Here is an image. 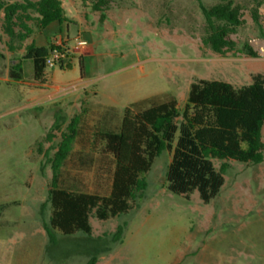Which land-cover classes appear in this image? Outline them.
Listing matches in <instances>:
<instances>
[{
	"label": "rangeland",
	"instance_id": "374dc122",
	"mask_svg": "<svg viewBox=\"0 0 264 264\" xmlns=\"http://www.w3.org/2000/svg\"><path fill=\"white\" fill-rule=\"evenodd\" d=\"M63 1L72 21L77 18L74 35L88 46L71 55L69 66L46 67L47 82L62 89L49 105L9 117L4 113L29 102L37 90L8 78L13 58L19 57L6 46L0 11V48L6 55L0 59V264H85L92 256L98 264H264V163L229 162L220 192L204 202L197 191L183 195L168 189L173 151H165L144 175L149 186L139 208L106 221L91 217V236L58 230L50 235L45 228L52 212V170L45 154L51 156L60 141L55 124L62 121L65 128L83 108L89 110L86 133L74 146L78 151L103 108L122 115L135 102L171 95L182 113L193 81L250 85L252 75H264V6L258 26L251 0H232L243 8L244 24L230 38L238 50L245 43L256 50V57H248L237 51L221 56L202 43L205 18L199 4L221 0H116L103 19L89 4ZM35 45L51 53L44 37ZM24 67L30 82L32 62ZM50 133L55 137L39 152L38 141ZM213 163L219 170L221 163ZM75 175L88 191L99 189L97 172ZM123 224L122 241L115 242L113 234Z\"/></svg>",
	"mask_w": 264,
	"mask_h": 264
},
{
	"label": "trees",
	"instance_id": "16d2710c",
	"mask_svg": "<svg viewBox=\"0 0 264 264\" xmlns=\"http://www.w3.org/2000/svg\"><path fill=\"white\" fill-rule=\"evenodd\" d=\"M94 12L105 10L116 0H79ZM251 15L260 25L259 9L264 0H251ZM205 18L202 43L215 54L239 52L256 57L249 43L237 49L230 38L244 24L242 7L232 0L206 6L200 2ZM4 12L2 33L8 37L10 53L19 51L33 33L68 21L61 0H0ZM22 60L31 61L34 80L46 84L47 48L34 42L23 46ZM53 46H50V50ZM5 56L0 50V59ZM69 66V64L67 65ZM64 67V66H61ZM20 64L13 68L10 78L23 79ZM89 110L83 108L65 128L62 121L55 124L60 141L47 161L52 179L48 202L52 208L46 231L58 230L64 235L84 233L91 236V217L106 221L139 208L146 197L149 183L145 174L151 171L155 159L165 151H173L166 178L168 189L175 194L188 195L197 191L204 202L213 199L225 183L229 162L264 163V75H252L248 86L218 80L193 81L188 90L182 113L177 99L171 95L154 96L131 104L122 115L111 107L103 108L93 128L78 151L74 146L86 132L83 127ZM181 117V123L178 120ZM54 134L38 141V151L51 142ZM176 141V143H175ZM219 161L217 170L213 163ZM97 172L99 189L88 191L82 172ZM104 182V184H103ZM126 224L113 234L115 242L122 241ZM92 256L85 264H98Z\"/></svg>",
	"mask_w": 264,
	"mask_h": 264
},
{
	"label": "crops",
	"instance_id": "0c3cea01",
	"mask_svg": "<svg viewBox=\"0 0 264 264\" xmlns=\"http://www.w3.org/2000/svg\"><path fill=\"white\" fill-rule=\"evenodd\" d=\"M61 1L63 4V8L66 12V16L68 18V21L63 23L62 25H52V26L44 29L43 31L38 32L37 37L31 39V41L28 43L25 41L26 43L24 44V46L30 44L31 42H34V44H35L37 41H39L41 39V37H44V42L48 44L49 48H50V46H53L57 41H62L63 43H68L69 45H71V42L73 41V39L78 37V35H76V36L74 35L75 29L72 27L73 24H75L77 22V18L75 17L76 19H74V21H72V17H69L67 14V12L70 13V10H68L66 8L65 2L63 0H61ZM0 50L3 53L2 48H0ZM90 52L92 53V50H90ZM10 54L11 55L17 54L19 57V58H13V63L11 65V68L8 71V78H9L10 82L12 83L13 79L11 80L10 73H11V70L13 68L17 67L18 64L21 65L22 70H23L22 72L24 75V68H25L24 64L26 62V61L22 60V57L24 55V47L22 49H20L19 51H17L16 53H10ZM4 56L6 58L5 54H4ZM1 60L3 61V59H1ZM31 76L33 77V66H32V75ZM0 81H3V72L1 69H0ZM15 83H19L21 85L24 84V85L29 86L33 90H37V95L31 97L30 101L23 104L22 106L8 110L3 115L5 117H7V116L9 117L10 115H12L14 113H19L21 115V113H23V112L33 111L35 109H40L39 107L49 105L50 101L54 97H57V95H59L58 93L62 90L59 87L51 86L48 82H46V84H40L34 80V77H33L32 81L26 82L24 79V76H23L22 80L16 81ZM36 141H38V139Z\"/></svg>",
	"mask_w": 264,
	"mask_h": 264
},
{
	"label": "built area",
	"instance_id": "2783aa9c",
	"mask_svg": "<svg viewBox=\"0 0 264 264\" xmlns=\"http://www.w3.org/2000/svg\"><path fill=\"white\" fill-rule=\"evenodd\" d=\"M4 1L8 2V0ZM73 41V46L69 45L68 43H63L62 41H57L53 45L51 53L47 58L46 67L55 68L56 66H67L70 62V57L72 54L78 53L88 46L87 41L81 39L80 37H76L73 39Z\"/></svg>",
	"mask_w": 264,
	"mask_h": 264
}]
</instances>
